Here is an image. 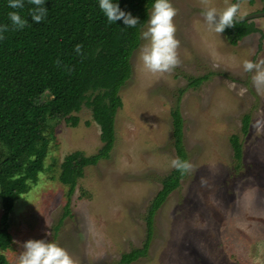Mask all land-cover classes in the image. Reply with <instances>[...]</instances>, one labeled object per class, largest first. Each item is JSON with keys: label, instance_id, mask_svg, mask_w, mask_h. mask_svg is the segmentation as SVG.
Wrapping results in <instances>:
<instances>
[{"label": "rangeland", "instance_id": "1", "mask_svg": "<svg viewBox=\"0 0 264 264\" xmlns=\"http://www.w3.org/2000/svg\"><path fill=\"white\" fill-rule=\"evenodd\" d=\"M235 1L170 0L178 65L167 73L148 72L139 59L146 44L141 38L132 77L120 93L115 148L108 160L85 170L71 197L59 182L60 165L77 151L97 154L100 128L85 106L74 115L80 118L77 127L62 116L48 121L44 170L11 214L10 264L29 239L56 241L75 264H118L124 254L141 249L149 206L174 170L171 111L177 106L192 169L157 212L148 255L133 264H264V93L241 65L264 60V18L253 21L260 32L233 46L201 14ZM263 7L262 0H244L239 13L257 14ZM202 78L207 79L198 87H189L191 79ZM234 135L243 145L239 167L230 143Z\"/></svg>", "mask_w": 264, "mask_h": 264}, {"label": "trees", "instance_id": "2", "mask_svg": "<svg viewBox=\"0 0 264 264\" xmlns=\"http://www.w3.org/2000/svg\"><path fill=\"white\" fill-rule=\"evenodd\" d=\"M152 3L119 0L121 9L140 21L135 28H127L122 21L109 24L98 0H46L47 17L37 24L28 15L33 6L25 0L21 15L28 24L14 31L7 17L12 9L7 7V0H0V25H9L0 39V264H10L6 253L14 246L10 218L15 205L44 170L50 148L44 128L50 119L62 116L68 125L77 127L80 118L74 115L85 106L100 128L102 147L97 154L86 156L77 151L60 165L59 182L68 188L69 197L87 168L111 157L116 144V118L123 107L120 93L132 77L131 59L141 45L140 33L147 25ZM258 32L254 22H237L222 33L237 46ZM76 45H81L79 54ZM206 79H191L189 87H198ZM171 117L176 155L189 161L179 106L171 111ZM243 124V133L247 134L249 118ZM230 143L239 167L243 157L241 138L234 135ZM186 175L174 169L162 180V189L145 218L143 247L124 254L118 264H133L148 255L155 216Z\"/></svg>", "mask_w": 264, "mask_h": 264}, {"label": "clouds", "instance_id": "3", "mask_svg": "<svg viewBox=\"0 0 264 264\" xmlns=\"http://www.w3.org/2000/svg\"><path fill=\"white\" fill-rule=\"evenodd\" d=\"M27 2L33 6L28 13L31 20L37 24L41 23L48 14L44 6L46 0H27ZM98 6L109 24L122 21L127 28H135L140 24L138 17L121 9L119 0H98ZM7 7L12 9L7 13L11 29L23 30L28 24V20L21 15V10L25 8V0H7ZM201 14L208 27L216 33L234 27L235 23L243 19L239 13L238 3L230 4L222 11L209 6ZM175 15L176 9L170 0H153L151 13L147 19V29L140 33L146 44L141 47L139 54L144 69L150 73L170 72L179 63L176 51L179 42L175 38L176 27L173 23ZM7 31L9 25H0V39L4 38L3 34ZM80 50L81 45H76L77 54ZM241 65L245 72L252 73L251 81L256 91L264 93V60L254 62L245 59ZM170 167L181 175L189 173L192 169L191 163L180 157L173 158ZM21 247L23 251L17 255L15 264H75L67 250L54 240L49 242L44 239H29L24 241Z\"/></svg>", "mask_w": 264, "mask_h": 264}, {"label": "water", "instance_id": "4", "mask_svg": "<svg viewBox=\"0 0 264 264\" xmlns=\"http://www.w3.org/2000/svg\"><path fill=\"white\" fill-rule=\"evenodd\" d=\"M244 0H236L235 3H238L239 4V7H240V4L243 2ZM261 18H264V12H260V13H257V14H252V15H249V16H245L243 17L242 20L239 21V23L241 22H253L257 19H261Z\"/></svg>", "mask_w": 264, "mask_h": 264}]
</instances>
